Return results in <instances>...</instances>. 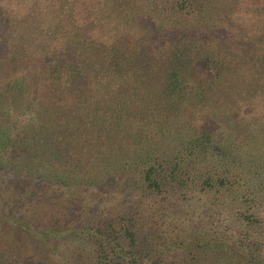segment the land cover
<instances>
[{
  "label": "trees",
  "instance_id": "trees-1",
  "mask_svg": "<svg viewBox=\"0 0 264 264\" xmlns=\"http://www.w3.org/2000/svg\"><path fill=\"white\" fill-rule=\"evenodd\" d=\"M0 168V264H264V0H0Z\"/></svg>",
  "mask_w": 264,
  "mask_h": 264
},
{
  "label": "rangeland",
  "instance_id": "rangeland-1",
  "mask_svg": "<svg viewBox=\"0 0 264 264\" xmlns=\"http://www.w3.org/2000/svg\"><path fill=\"white\" fill-rule=\"evenodd\" d=\"M0 182H1L0 184H2L4 187V189H2L0 192V212H4L6 210V207H7L6 205L8 201L10 200L9 195L14 196L15 194H18L19 192H23L20 194L24 196V193H25L26 196L32 197V194H35V192L37 191L35 186L40 185L39 182L32 180V178L14 176L9 171H4L1 168H0ZM22 198L23 197H21L20 199ZM34 205L35 204H33V207ZM28 206L30 205H28L26 202L24 203L23 206H21L20 210H22L23 213H26V211H31L33 207H28ZM29 208H32V209H29ZM39 212L41 211H38V213ZM71 221H73V219ZM2 226L3 225L1 224L0 225V251L7 252L8 254H12L14 252V242H15L13 238V234H12L14 232V226L10 225L9 223H8L7 228L2 227ZM10 234L12 235L10 236ZM19 242L25 243L26 241L22 239V241H19ZM32 243L35 244V242H32ZM28 245L31 248L29 255H31V252L32 254H35L36 253L35 249H33L31 243H29ZM169 260H170V257L165 258L166 262H169ZM166 262H164V264H166Z\"/></svg>",
  "mask_w": 264,
  "mask_h": 264
}]
</instances>
